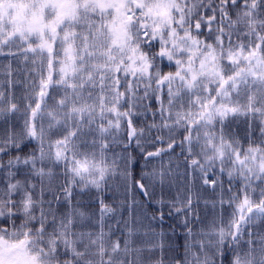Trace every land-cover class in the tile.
I'll list each match as a JSON object with an SVG mask.
<instances>
[{"label":"snow or ice","instance_id":"6c2138e0","mask_svg":"<svg viewBox=\"0 0 264 264\" xmlns=\"http://www.w3.org/2000/svg\"><path fill=\"white\" fill-rule=\"evenodd\" d=\"M0 58V264H264V0H0Z\"/></svg>","mask_w":264,"mask_h":264},{"label":"trees","instance_id":"16d2710c","mask_svg":"<svg viewBox=\"0 0 264 264\" xmlns=\"http://www.w3.org/2000/svg\"><path fill=\"white\" fill-rule=\"evenodd\" d=\"M0 63H5L2 58H0ZM165 70H169V69H165ZM15 92H16V95L17 97H19L20 93L22 92V88L17 86L16 89H15ZM240 128L242 129L243 128V125L241 124L240 125ZM148 150H153L151 148H149ZM179 152H180V149L177 148L176 149V153H175V156H174V159L176 157L179 156ZM132 155L135 157L136 159V163L133 165V175L136 177V178H139V175L141 174V171L142 169L144 171H147V170H150L152 167H155L158 165V161L156 160H152L150 163H148L147 165V168H144V165H145V160L143 159L141 153L138 151V150H135L133 149L132 150ZM165 161H167L168 157H165L164 158ZM197 189L198 191L201 193V195L203 197H205L206 199H214V195L213 193L211 192V189L210 188H207V187H201L199 184L197 185ZM174 191V189L172 190ZM159 195V193H158ZM163 195L165 196V198H168L172 195V192H170L169 190L165 189V191L163 192ZM140 199H143L142 197H140ZM155 206L153 205V208ZM200 209H201V215H204L205 212H207L209 214V219L211 218V213H212V209L211 208H208V209H205L204 208V205H203V202H201V205H200ZM171 222V221H169ZM182 238H178L177 239V243L180 244L182 243Z\"/></svg>","mask_w":264,"mask_h":264}]
</instances>
